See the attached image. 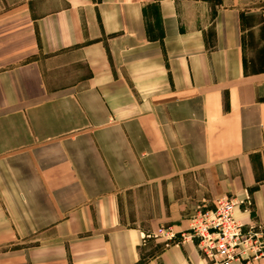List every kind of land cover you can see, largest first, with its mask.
<instances>
[{
	"label": "crops",
	"instance_id": "1",
	"mask_svg": "<svg viewBox=\"0 0 264 264\" xmlns=\"http://www.w3.org/2000/svg\"><path fill=\"white\" fill-rule=\"evenodd\" d=\"M262 27L208 0H0V264H211L180 234L223 196L264 238Z\"/></svg>",
	"mask_w": 264,
	"mask_h": 264
},
{
	"label": "built area",
	"instance_id": "2",
	"mask_svg": "<svg viewBox=\"0 0 264 264\" xmlns=\"http://www.w3.org/2000/svg\"><path fill=\"white\" fill-rule=\"evenodd\" d=\"M241 205L249 211L252 202L220 197L213 209L196 212L190 229L180 234L181 242L196 241L202 257L211 264H253L264 257V238L258 226L246 227L236 219V207ZM158 237L167 244L177 241V233L171 227L160 228Z\"/></svg>",
	"mask_w": 264,
	"mask_h": 264
},
{
	"label": "rangeland",
	"instance_id": "3",
	"mask_svg": "<svg viewBox=\"0 0 264 264\" xmlns=\"http://www.w3.org/2000/svg\"><path fill=\"white\" fill-rule=\"evenodd\" d=\"M214 6H240L244 8H262L264 0H208ZM167 244V243H166Z\"/></svg>",
	"mask_w": 264,
	"mask_h": 264
},
{
	"label": "trees",
	"instance_id": "4",
	"mask_svg": "<svg viewBox=\"0 0 264 264\" xmlns=\"http://www.w3.org/2000/svg\"><path fill=\"white\" fill-rule=\"evenodd\" d=\"M262 31H264V27H262ZM246 66H247V64H246ZM250 72L254 73V74L264 72V46L261 49V52L257 58V61L252 62Z\"/></svg>",
	"mask_w": 264,
	"mask_h": 264
}]
</instances>
